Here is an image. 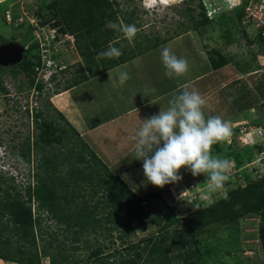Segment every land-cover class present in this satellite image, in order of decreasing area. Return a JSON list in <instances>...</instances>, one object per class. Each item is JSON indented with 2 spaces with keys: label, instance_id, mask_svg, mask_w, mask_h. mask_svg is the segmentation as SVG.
<instances>
[{
  "label": "rangeland",
  "instance_id": "374dc122",
  "mask_svg": "<svg viewBox=\"0 0 264 264\" xmlns=\"http://www.w3.org/2000/svg\"><path fill=\"white\" fill-rule=\"evenodd\" d=\"M43 1L48 0H0L3 2L1 4L11 6L12 12L18 18L17 22L14 18L5 22L0 17V44L8 40L18 42V44L26 47L32 45L31 42L34 39L49 34L51 32L49 29L57 30V27L52 26L51 22L43 21V17L52 12L51 7H44L38 11V7ZM118 1L121 2L120 8L123 10L128 12L134 10L133 25L138 29L137 34H144L149 37H166L178 34L174 36L175 38L172 37L168 40L170 44L160 46L163 44L160 43L156 46L154 48L155 53L151 58L144 52L130 61L126 67L103 72L95 78L92 77L83 81L71 88L72 90H63L64 84L70 83L76 75L81 56L74 48L72 36L68 34L59 35L61 45L58 48L61 60L58 64V71L53 66L52 61L47 63L50 67L48 65L46 67L39 66L36 77L46 81V87L41 92H37L33 86L29 87L27 77L23 73L20 72L15 78H11L6 70H2V85L6 91L0 90V150L7 154V159L1 162L0 172L7 178L9 175H13V183L18 188L29 182H35L32 174L36 170L35 167L40 160V154L33 146L34 137L38 133L34 123V113L36 110H41L44 117L54 118L60 123H64L58 118L56 112L58 110L76 127L82 138L85 135L89 144L93 141L98 143L91 146L94 153L105 161L111 171L118 175L133 191L136 206L145 211H150L149 214L151 215H156L162 210L165 215L172 214L176 219H182L187 214L207 204L204 199L209 183L207 176L199 174L194 177L189 170L181 168L179 174L182 179L177 183L165 185L163 188L149 183L143 174V161L135 159V142L132 139L135 133L132 131L127 136L130 129L137 131L143 120H130V117L124 116L125 110L137 94L154 96L157 91L165 93L163 90L166 88L161 89L156 82L154 73L157 70L162 77L164 76L165 68L162 61L159 60L157 52H161L167 46L178 57L188 61V65H190V67L188 66V75L191 72L203 71V69L209 74L207 79H213V75L215 79L219 75L215 83H210L212 91L208 93H215L214 98H216L217 104L224 105L226 109L224 107L218 113H208L212 107L211 103H206L204 113L206 118L219 116L224 121L229 120L230 122H227L232 128L233 135L230 143L224 142L213 145V155L229 160L232 165L230 178L226 183L228 191L238 185L244 186L248 180L256 179L264 174V160L256 155L255 149H253L254 152L248 154L246 145L242 142V134L239 132L241 125L236 126L237 122L243 118H238L239 113L236 112L238 109L234 107L244 105V103L252 106L253 109L250 108L243 112V115L248 116L245 120L247 119L249 124L251 121L254 124L262 125L264 130V101L254 86L255 80L263 76L262 73H264L260 65V56L262 55L259 53V49L264 43L253 35L252 31L256 32L255 26L245 28L246 36L241 34L240 29L232 32L235 40L229 45L226 43V38L221 37L223 28H225L223 15L233 16V10L239 4V0H192L190 3L182 0L179 5L156 6L152 9L141 6L138 0ZM235 1H237L236 4H234ZM188 7L192 10L187 12L186 8ZM203 12L210 19L209 22L192 27L195 26L194 23L197 20H201ZM33 20L36 21V24L33 23ZM122 24L126 25L124 21ZM211 48L227 52L226 54H233L238 59L236 61L238 64H227L218 72L213 71L211 73L210 57H205ZM210 54L208 53L209 56ZM255 68L257 73L248 75L244 72ZM53 71H57L53 74L55 78L50 79ZM122 71L128 72L130 79L125 82V90L122 94L117 96V86H122L119 83V73ZM240 74L239 83L235 80L232 84L222 87L223 84L229 83ZM184 88L188 90L197 89V87L192 88L191 85ZM184 88H176V92L172 91L173 96L179 95ZM94 95L95 97L92 99ZM109 99L110 101L113 100L112 105L109 103ZM169 99L170 97H162L155 104L153 103V114L156 115L160 110H166L168 106H165V103ZM204 99L206 100L205 96ZM115 105L119 110L112 109L115 108ZM212 105L214 107L213 102ZM154 108L159 109L155 110ZM150 111L149 108L148 112L150 113ZM118 112L120 118L117 121L106 122L108 124H103V128H99L94 133H89L93 123L116 116L115 113ZM146 114L148 115L147 111ZM93 134L96 140L91 138ZM102 139H105L104 143L100 141ZM25 140L29 141L31 148L29 161H22L17 156L19 149L26 145ZM70 141L69 144H72L74 138ZM234 152L238 153V158L242 161L240 165L236 164ZM6 182L9 183L10 181ZM5 185V183H0L1 187ZM100 193L101 191L92 200H96ZM1 194L2 192H0ZM219 197V194H216L213 199ZM197 205L199 208L196 207ZM36 209V203L33 202L32 210L35 214ZM41 217L42 233L37 236L38 250L54 255L57 262L63 264L73 261L90 262L89 256L92 248L99 244L103 246L101 254L104 255L115 249L122 251L130 245L139 244L143 246L145 239L162 233L160 225L153 222H148L145 229L141 230L133 219L130 222L129 236L119 238L120 231L111 230V232H107L108 230L102 228L87 235L90 244L87 246L85 234L73 242L71 241V233L63 230L64 226H58L45 212H42ZM258 223L257 215H247L238 221L210 224L193 233V244L187 246L190 255L188 252L185 255L189 260L196 259L198 255L197 264H263V255L257 237ZM112 225V223L104 222V226ZM12 241L15 242L14 238ZM73 246L77 247L74 248ZM172 251L176 253V251ZM116 257L117 255L108 259L114 261ZM174 260L179 263L182 261L178 257ZM40 261L41 264H51L48 256L41 255Z\"/></svg>",
  "mask_w": 264,
  "mask_h": 264
},
{
  "label": "trees",
  "instance_id": "16d2710c",
  "mask_svg": "<svg viewBox=\"0 0 264 264\" xmlns=\"http://www.w3.org/2000/svg\"><path fill=\"white\" fill-rule=\"evenodd\" d=\"M191 1L186 0L187 3ZM1 3L3 2H0V17L8 22L5 11H12V8ZM120 3L118 0L43 1L38 11L44 7H51L52 12L44 16L43 21L51 22L52 26L57 27L55 36L50 38L43 48L39 46L37 39H34L31 42L32 45H27L24 57L19 63L0 65V90L6 91L1 77V71L6 70L11 78H15L20 72L23 73L27 77L29 87L33 86L37 92H41L46 87V81L37 78L36 73L39 66H47V60L52 61L58 71L61 60L59 48H57L61 45L60 34L72 36L74 48L81 56L76 75L70 83L64 84L63 90H72L71 88L89 78H95L119 64L132 61L140 54L150 52L160 43L178 34L149 37L138 33L133 42L129 43L122 32L105 27L108 21L118 24L124 21L126 25L133 24L134 10L129 12L123 10L120 8ZM236 3L237 1L234 4ZM238 3L233 10V16L223 15L225 17L223 31L225 32L222 31L221 37L226 38V43L233 40L231 29L242 19L244 0ZM186 10L188 12L192 8L188 7ZM13 17L16 18L15 13ZM209 20L203 12L201 20H197L192 27L207 24ZM240 32L246 36L244 28ZM259 36L257 39L264 43V38ZM110 45L121 49L122 55L113 59L98 58V54L106 51ZM45 49L47 50L44 52ZM43 53H46L44 59ZM208 53H211L209 57L213 69L223 66L230 57L225 52L213 48L208 50ZM259 53L264 54V45L260 47ZM48 67H50L49 64ZM253 70V73H257L256 68ZM54 71L50 79L55 78L53 74L57 71ZM262 75L255 80L254 86L264 101V73ZM94 97L95 95L92 99ZM74 101L77 103L75 98ZM243 109L238 108L236 112L240 113ZM56 112L58 118L64 123L54 118L44 117L41 110H36L34 113V123L38 133L34 137L33 146L40 154V160L32 174L35 182H29L18 188L13 183V175L7 178L0 172V183L6 184L4 187L0 186V192H2L0 195V259L19 264H41L40 256L43 255L50 258L51 264H63L57 262L54 255L38 250L37 236L42 233V212L47 213L58 226H64L63 230L71 233V241L74 242L85 234L87 246H90L87 235L102 228L108 230L107 232L120 231L119 238L129 236L130 222L133 219L141 230L145 229L148 222L160 225L162 233L145 239L143 246L130 245L122 251L115 249L103 255L101 254L103 246L99 244L92 248L90 262L73 261L66 264H197L198 255L192 260L186 256L187 252L190 255L187 246L193 244L192 235L195 231L213 223L233 222L247 215H257L259 219L257 237L264 264V174L256 179L248 180L244 186L238 185L229 190L228 200L221 197L215 198L216 203L213 205L203 206L182 219H176L172 214L165 215L162 210L156 215H151L150 211L135 205L136 198L133 191L111 171L105 161L94 153L91 146L97 142L93 141L89 144L85 135L82 138L76 127L62 112L58 110ZM99 128H103V125L91 128L89 133H94ZM72 138L74 141L69 144ZM91 138L95 139L94 134ZM100 141L104 143L105 139ZM25 143L26 145L17 152V156L22 161H29L31 148L28 140H25ZM255 147L246 145L248 154L254 152ZM233 155L236 164L240 165L242 161L238 158V153L234 152ZM99 191H101L100 195L93 201L92 199ZM33 202L37 206L36 214L32 210ZM104 222L113 225L104 226ZM116 255L114 261H109L108 258ZM176 257L181 258L182 261L180 263L175 261Z\"/></svg>",
  "mask_w": 264,
  "mask_h": 264
},
{
  "label": "clouds",
  "instance_id": "9594fccd",
  "mask_svg": "<svg viewBox=\"0 0 264 264\" xmlns=\"http://www.w3.org/2000/svg\"><path fill=\"white\" fill-rule=\"evenodd\" d=\"M180 3L182 0H144V6L148 9ZM240 21L237 22V29H245ZM105 27L122 32L129 43L133 42L138 32L133 24L124 25L108 21ZM253 35L264 38L259 30ZM23 47L26 50L27 46ZM121 55V49L110 45L106 51L98 54V58L113 59ZM262 57L264 58V55L260 56V65L264 72ZM161 61L168 78L183 76L188 71V61L178 57L167 47L161 50ZM129 79L128 72L119 73L121 85ZM205 104V99L197 90L184 89L179 95L169 99L166 110H160L158 114L144 119L132 139L135 142V159L143 161V174L149 183L160 188L177 183L182 179L179 174L181 168L189 170L194 177L204 174L209 180L207 195L204 197L207 201L205 206H210L216 203L213 199L216 194L224 200L229 199L226 183L230 178L232 165L229 160L213 155V145L230 143L233 131L230 124L219 116L206 118ZM243 116L245 115L241 114L238 118ZM6 157L7 154L0 150V165ZM196 207L199 208V205Z\"/></svg>",
  "mask_w": 264,
  "mask_h": 264
},
{
  "label": "crops",
  "instance_id": "0c3cea01",
  "mask_svg": "<svg viewBox=\"0 0 264 264\" xmlns=\"http://www.w3.org/2000/svg\"><path fill=\"white\" fill-rule=\"evenodd\" d=\"M231 30H232L233 33H234V31H237V25H236V27H233ZM252 32L254 34V30ZM234 40H235V38L233 37V40L230 41L228 43V45L231 44ZM169 42L170 41H166L163 44H161L160 46L168 45V44H170ZM154 53H155V49L153 48L152 50H150V52L146 53L145 55H149L150 58H151ZM157 54H158L159 60H161V52H157ZM261 55L263 56L264 54H261ZM228 56H230L229 59L220 68L213 69L212 66H211V69H212L211 73H213V71L218 72L221 68L226 67L227 64H234L236 61H238V59L233 54H228ZM184 57H186V56H184ZM205 57H207V58L209 57L208 52H207V56H205ZM158 58H157V60H158ZM130 61L131 60L126 61V62H124L122 64H119V65L113 67L112 69H109V70L118 69L119 67H126ZM209 65H211V63H209ZM188 66L190 67V65H188ZM189 67H188V69H189ZM109 70H107V71H109ZM163 72H164V76L163 77L160 75V73L157 70L155 71L154 74H155V77H156L155 78L156 82L160 85L161 89L163 90L164 88H166L165 90H163V91H165V93L157 91L154 94V96L148 95V94L147 95H142V94L135 95L133 97V99L131 100V102L128 104L126 110H125V114H124L125 117L128 116V117H130V120H133V121H136L137 119H138L137 121H140V120L147 119L148 117H151L152 115H154L153 111H152V109H153L152 108V105H153L152 102H154V104H155V102L159 101V99L162 98V97H170V99H171V97L173 96L172 91H173L174 87L175 88H174L173 92H176V88L180 89V88L187 87L188 85H191L192 88L193 87H197V89H195V90H197L201 94V96L204 95L206 97V100L208 101V103H211V107L212 108L209 109L208 113H213L215 111L218 113L225 107L224 105L217 104L216 98H214L215 93L214 94L213 93H208V92L212 91L210 83H215V80L217 81L219 75L215 79H214V75L212 76L213 79H211V78L207 79L206 77L209 74H207V71H205V69H203V71H199V72L196 71V73H192L191 72V73H189V75L186 73V74H184L183 76H180V77L168 78L165 75V70ZM244 72L249 75V74L253 73L254 70L251 69L249 71H244ZM240 76H241V74L236 76L235 79L233 78L229 83L223 84L222 87H225V86H227L229 84H232V82H235V80L238 81V83H239ZM166 80H168V81H166ZM239 86H240V84H239ZM184 89H186V88H184ZM123 90H125L124 85L117 86V96L121 95ZM204 96H203V98H204ZM110 99H109V103L111 102L110 104L112 105V103H114V102H113V100L110 101ZM168 101L169 100H166L165 106H168ZM212 102L214 104V107L212 105ZM149 108L151 109L150 113L148 112ZM234 108L235 109L244 108L243 111H241L238 114L239 116L241 114H243V112L246 111L247 109H250V108L253 109V107L249 106L247 103H244V105L235 106ZM112 109L119 110L116 105H115V108H112ZM154 109L156 110V109H159V108H154ZM225 109H226V107H225ZM146 111H147L148 115L146 114ZM115 115L116 116L107 117V119L104 120V121H100V120L96 121L95 123L92 124L91 128L102 126L106 122L117 121V119L120 118V113L119 112L115 113ZM132 131L134 133L136 132V130L130 129V132L127 133V136H129ZM0 264H19V263L14 262V261H4V260L0 259Z\"/></svg>",
  "mask_w": 264,
  "mask_h": 264
},
{
  "label": "built area",
  "instance_id": "2783aa9c",
  "mask_svg": "<svg viewBox=\"0 0 264 264\" xmlns=\"http://www.w3.org/2000/svg\"><path fill=\"white\" fill-rule=\"evenodd\" d=\"M140 2V5L144 6V0H138ZM146 8V7H145ZM148 9V8H146ZM5 18L7 21L12 20L13 17V12L11 10H6L5 11ZM14 20H18V18H14ZM21 21V20H19ZM36 24V21L33 20ZM241 24L242 26L246 27H251L255 26L254 28L256 30H259L261 35L264 36V0H244L243 4V15L241 19ZM51 31L49 34H46L42 38H36L39 46L43 48L46 44H48V40L50 38H53L55 36V30L49 29ZM58 48V47H57ZM47 49L44 50V52ZM46 53L42 54L43 59L46 57ZM50 62L49 60L46 61V64ZM264 65V58L262 61ZM48 65V64H47ZM243 118L242 120H237L238 125L240 126L239 132L242 134V142L245 145L248 146H256L254 149L256 150V155L260 157V159L264 160V130L262 125L259 124H254L250 121L245 120V116L241 117ZM234 126V127H236Z\"/></svg>",
  "mask_w": 264,
  "mask_h": 264
},
{
  "label": "water",
  "instance_id": "95a60500",
  "mask_svg": "<svg viewBox=\"0 0 264 264\" xmlns=\"http://www.w3.org/2000/svg\"><path fill=\"white\" fill-rule=\"evenodd\" d=\"M25 48L15 41L0 45V64L12 65L19 63L24 57Z\"/></svg>",
  "mask_w": 264,
  "mask_h": 264
},
{
  "label": "flooded vegetation",
  "instance_id": "af4514ba",
  "mask_svg": "<svg viewBox=\"0 0 264 264\" xmlns=\"http://www.w3.org/2000/svg\"><path fill=\"white\" fill-rule=\"evenodd\" d=\"M1 65V64H0ZM5 66V65H4ZM7 95V94H6Z\"/></svg>",
  "mask_w": 264,
  "mask_h": 264
}]
</instances>
